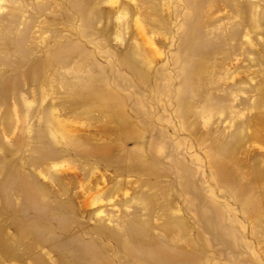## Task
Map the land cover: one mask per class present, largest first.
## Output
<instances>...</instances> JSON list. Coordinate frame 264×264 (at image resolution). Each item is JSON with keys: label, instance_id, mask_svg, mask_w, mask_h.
<instances>
[{"label": "rangeland", "instance_id": "1", "mask_svg": "<svg viewBox=\"0 0 264 264\" xmlns=\"http://www.w3.org/2000/svg\"><path fill=\"white\" fill-rule=\"evenodd\" d=\"M153 248L264 264V0H0V264Z\"/></svg>", "mask_w": 264, "mask_h": 264}, {"label": "bare ground", "instance_id": "2", "mask_svg": "<svg viewBox=\"0 0 264 264\" xmlns=\"http://www.w3.org/2000/svg\"><path fill=\"white\" fill-rule=\"evenodd\" d=\"M144 255L142 256V259H152L159 264H184L185 262H190L193 260L181 257H173L169 252L156 248L147 249V252Z\"/></svg>", "mask_w": 264, "mask_h": 264}]
</instances>
